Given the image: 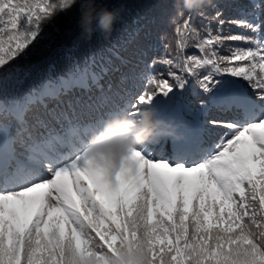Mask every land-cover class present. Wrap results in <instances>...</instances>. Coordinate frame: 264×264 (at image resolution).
Instances as JSON below:
<instances>
[{
	"label": "snow or ice",
	"instance_id": "snow-or-ice-1",
	"mask_svg": "<svg viewBox=\"0 0 264 264\" xmlns=\"http://www.w3.org/2000/svg\"><path fill=\"white\" fill-rule=\"evenodd\" d=\"M77 7L0 0V264H264V0L178 10L157 42L73 41L34 73ZM145 108L164 132L115 170L89 157Z\"/></svg>",
	"mask_w": 264,
	"mask_h": 264
},
{
	"label": "clouds",
	"instance_id": "clouds-1",
	"mask_svg": "<svg viewBox=\"0 0 264 264\" xmlns=\"http://www.w3.org/2000/svg\"><path fill=\"white\" fill-rule=\"evenodd\" d=\"M211 5L212 0H182L183 10L196 11ZM180 7L178 4V8ZM117 16L118 12L110 8L106 0H78L76 23L89 39L96 31L107 39L113 31ZM166 124L167 122L154 115L151 108L143 109L134 118L113 115L90 137L86 151L96 162L111 163L115 170L130 148L151 141L165 131ZM132 258L133 254L124 249L111 259L114 264H122Z\"/></svg>",
	"mask_w": 264,
	"mask_h": 264
},
{
	"label": "trees",
	"instance_id": "trees-1",
	"mask_svg": "<svg viewBox=\"0 0 264 264\" xmlns=\"http://www.w3.org/2000/svg\"><path fill=\"white\" fill-rule=\"evenodd\" d=\"M106 2L110 8L118 12L113 31L107 39L99 31H96L89 39L77 26L76 20L69 21L66 17H61L62 43L44 48L31 58L29 63L34 66V73L44 72L50 64L61 66L65 55L64 48L70 47L73 41L79 45L81 50L106 48L121 41L127 31L146 25L141 31V39L147 38L157 42V38L162 33L167 35L172 33V25L168 22V16L174 15L178 10H183L182 0H106ZM217 2L218 0H212V4ZM178 4L181 5L180 8ZM208 10H211L210 7ZM77 12L78 7L76 17ZM68 30L70 34L63 35Z\"/></svg>",
	"mask_w": 264,
	"mask_h": 264
}]
</instances>
